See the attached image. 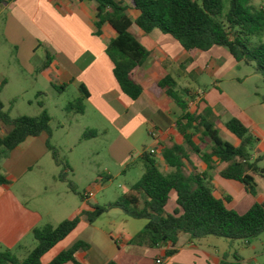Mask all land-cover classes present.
I'll return each instance as SVG.
<instances>
[{"label":"crops","instance_id":"0c3cea01","mask_svg":"<svg viewBox=\"0 0 264 264\" xmlns=\"http://www.w3.org/2000/svg\"><path fill=\"white\" fill-rule=\"evenodd\" d=\"M96 15L97 4L87 0H16L0 5L3 38L6 46L13 49L15 64L20 69V73L13 76L0 72L2 101L5 109L8 104L7 111L13 117H37L41 114L39 102L46 101L48 97V92L42 89L43 83L53 92H65L73 87L78 92L77 98L82 95L83 87L88 93L85 113L78 115L81 119H76L74 116L77 114L69 113L66 106L63 111L67 121L58 122L57 130H66L71 124L68 120L73 119L78 122L81 137L87 131L97 133L96 137L85 141L110 137L112 155L120 164L127 162L129 156L135 153L142 159L147 148L140 152L137 139L145 133L154 141L153 148L147 151L161 155L160 144L184 145V138L175 126L183 115L182 111L179 113L176 104L167 96L158 98L150 90L154 83L171 75L179 87L189 88L196 97L197 113L204 112L209 106L214 110V120L221 119L225 114L238 118L260 139L259 145H264V136L259 137L264 126L262 109L251 98L245 103L241 90L246 82L262 76L254 66L237 63L227 49L219 46L207 52L188 53L170 35L158 30L146 34L133 26V34L151 52V56L140 70L143 93L138 100L131 101L121 91L114 76V63L107 54V47L117 34L106 24L103 35L97 36ZM42 50L45 58L41 55ZM204 76L211 79V88L203 84ZM251 93L258 95L256 90ZM41 94L45 96L40 98ZM200 100L206 104L199 105ZM22 104L27 112L20 113L19 109H24ZM53 121L52 117V124ZM52 124L51 137L44 132L38 137L28 138L12 152L4 166L9 185H0V252L9 250L20 260L25 259L34 248L33 231L36 228L46 224L57 226L83 211H93V192H84L93 196L81 201L80 205H71L69 196L73 193L58 185L61 184L57 180L61 168L48 150V141L61 151L63 148L56 140ZM10 130L0 122L1 136L7 135ZM239 143L238 140L233 145L238 146ZM261 156L264 155L253 154L252 161ZM189 158L190 162L185 161L186 169L188 164H194L193 157ZM158 166L167 168L165 173L172 172L166 163ZM225 167L226 164L215 161L209 169L202 161L193 166L191 172L196 169L204 174L217 198L224 200L230 197V201L225 202L229 208L234 198L218 193L216 180L212 177V171L217 169L221 178L218 183L230 186L226 181L231 180L222 178L220 174ZM254 178L256 195L248 193L240 183L242 188L239 192L245 194L244 201L251 205L249 210L257 203L264 204V176L254 175ZM103 180L108 183L112 176L108 175ZM111 214V211L105 214L109 217L105 225L99 223L104 215L93 225L83 219L68 238L43 257V264H49L59 253L79 241L91 246L89 250L77 253L76 258L81 264H220L224 255L231 254L225 250L223 241L213 239L216 237L194 241L187 234L180 235L175 247L132 245L130 240L147 223H135L130 227L129 221L122 215ZM256 240L251 246H244L254 255L243 258L239 253L243 258L241 264H264V251L256 253ZM261 243L264 245L263 240ZM172 249L176 253L168 257L167 253Z\"/></svg>","mask_w":264,"mask_h":264},{"label":"trees","instance_id":"16d2710c","mask_svg":"<svg viewBox=\"0 0 264 264\" xmlns=\"http://www.w3.org/2000/svg\"><path fill=\"white\" fill-rule=\"evenodd\" d=\"M13 1L16 0H0V5ZM87 1L97 4L96 35H103L106 24L117 34L108 45L107 54L114 63V76L121 91L131 101L138 100L143 93L140 70L151 56V52L133 34V26L146 34L158 30L170 35L188 53L207 52L215 46L223 47L237 63L254 66L264 79V6L257 7L252 0ZM129 11L136 12L137 17L133 19ZM2 90L3 86H0V122L11 129L7 135H0V185L6 186L9 180L4 166L12 152L30 137H38L44 132L51 137L53 130L52 117L44 100L39 102L42 109L39 116L13 117L5 109ZM150 90L158 98L167 96L183 113L175 126L184 138V145L160 144L161 156L172 172H163L158 166L156 154L145 150L142 155L144 173L128 193L104 206L92 205L93 211H83L57 226L46 224L36 228L33 231L35 245L28 256L20 260L6 250L0 252V264H43V257L68 238L83 219L93 225L115 209L123 211L133 220L147 221L146 226L130 240L132 245L140 247H175L181 234L189 235L194 241L216 237L231 242L241 241L249 247L264 235V204L257 203L248 212L240 214L226 206L225 202H229L230 197L222 200L215 196L214 188L204 174L196 169L189 175L185 172V161L190 162L189 147L209 169H212L215 161L226 164L220 173L222 178L239 182L248 193L256 195L254 175L264 176V170L259 166L264 156L255 161H252V157L260 139L241 120L233 117L225 126L240 143L235 146L224 141L214 120V110L207 106L202 113L191 112L190 103L196 97L189 88L179 87L171 75L154 83ZM81 94L68 103L66 110L69 113H85L88 93L83 87ZM44 96L41 94L39 97ZM261 98L264 103V95ZM201 104L206 103L200 100ZM96 136V132L87 131L82 141ZM197 136L199 144L195 140ZM207 148L209 151H204ZM48 150L61 168L57 180L66 184L70 192L84 202L85 193L79 192L71 180L73 168L62 151L50 140ZM172 193L176 194L179 209L169 214L166 207ZM90 247V244L79 241L59 253L49 264H81L76 258L77 253L87 251ZM175 253L176 250L172 249L167 256L171 257ZM242 261L243 258L235 252L224 255L220 264H241Z\"/></svg>","mask_w":264,"mask_h":264},{"label":"rangeland","instance_id":"374dc122","mask_svg":"<svg viewBox=\"0 0 264 264\" xmlns=\"http://www.w3.org/2000/svg\"><path fill=\"white\" fill-rule=\"evenodd\" d=\"M125 1L129 3V0H118ZM253 4L257 7L264 6V0H252ZM130 16L135 19L137 17V13L134 11H129ZM3 21L0 20V72L4 75L13 76L20 73V69L15 64V55L13 49H9L3 38ZM135 30H139L137 26H134ZM44 46V45H43ZM47 49V48H46ZM49 50V49H47ZM50 51V50H49ZM41 55L45 58L43 54V50L41 51ZM261 75V74H260ZM43 82V80H41ZM203 84L211 88V79L208 76H204L202 80ZM42 89L48 92V97L45 101L46 108L50 111L51 117L54 118L53 127L57 126L58 122H66V114L63 109L67 106L69 102H73L78 97V92L75 88H69L65 92H53L51 91L45 83L42 84ZM244 92V102H247V99L251 98L252 101L256 102V106L262 109V118L264 119V103L262 102L261 96L264 95V79L260 76L259 79L249 80L244 84L241 89ZM256 90L258 93L257 96H254L251 92ZM251 93V94H250ZM190 105L191 112L197 111L196 102L192 101ZM24 109H19L20 113L27 112V108L24 104ZM246 105V104H245ZM21 107V106H20ZM8 104L6 103V110L8 109ZM29 110V109H28ZM177 111L181 113V110L177 108ZM15 116L16 113H13ZM76 119L79 118L78 115H75ZM230 115L225 114L221 119H215L216 126L219 130L220 136L224 141L230 142L232 144H236L238 139L232 135L226 128V123L230 120ZM70 125L68 124V128L66 130H57L56 132V140L62 146V155L66 157L68 162L72 165L74 169V173L71 175V180L78 187L79 192H93L94 197L91 200L92 205L104 206L109 202H114L117 198L124 193L128 192L132 186H134L142 177L144 173V163L140 157L133 154L129 156V159L124 164H120L116 161L112 155V140L110 137L101 136L98 140L91 141H82L81 142V131L76 120H68ZM264 121V120H263ZM3 132L0 131V135ZM264 134V126L260 130L259 137L263 138ZM196 142L199 144L200 140L197 136L195 138ZM153 139L148 136L147 133L142 137L137 139V146L140 149V152L147 148L150 151L153 148ZM187 151L189 156L193 157V165L188 164L186 169V174L193 170V166L196 164H200L202 159L194 154L191 148L187 147ZM204 151H209V148ZM255 155H264V145H257L253 151ZM156 160L159 165L165 164L166 162L163 160L161 155H156ZM260 166L264 168V161L260 163ZM163 172H168L167 168H160ZM111 175L112 180L108 183L104 182V178L106 176ZM212 177L216 180L215 189L218 193L223 194L224 196H232L234 198V203L228 205L229 208L235 210L240 213H245L249 210L251 205H248L246 201H244L245 194H241L239 192L242 185L240 183L234 181H226L230 186L224 185L222 183H218V179L221 180L218 176L217 169L212 171ZM62 185L64 189H68L65 184ZM239 187V188H238ZM69 202L71 205L81 204V199L74 195L70 194ZM179 209L176 203V194L172 193L170 201L166 207V212L169 214H174L175 211ZM111 215L119 214L122 215L124 219L129 221V226L136 225L135 223H147L146 220H133L126 216L120 210H111ZM109 217L104 215L99 223L107 224ZM122 226V225H121ZM213 238V237H212ZM225 243V250L234 254L238 252L244 258V256H251L255 253L252 250L244 249V245L241 241L231 242L230 240L224 238H213ZM261 240L264 241V235H261L259 240H256L255 245L258 247L259 253L264 251V245L261 243ZM24 260V259H22Z\"/></svg>","mask_w":264,"mask_h":264},{"label":"built area","instance_id":"2783aa9c","mask_svg":"<svg viewBox=\"0 0 264 264\" xmlns=\"http://www.w3.org/2000/svg\"><path fill=\"white\" fill-rule=\"evenodd\" d=\"M151 153H155V151H151ZM91 196H93L92 194H86L85 197L88 199L90 198Z\"/></svg>","mask_w":264,"mask_h":264}]
</instances>
